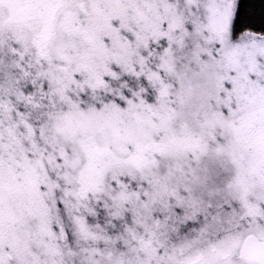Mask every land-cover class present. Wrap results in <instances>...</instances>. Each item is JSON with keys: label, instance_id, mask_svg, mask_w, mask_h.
<instances>
[{"label": "snow or ice", "instance_id": "snow-or-ice-1", "mask_svg": "<svg viewBox=\"0 0 264 264\" xmlns=\"http://www.w3.org/2000/svg\"><path fill=\"white\" fill-rule=\"evenodd\" d=\"M0 264H264V0H0Z\"/></svg>", "mask_w": 264, "mask_h": 264}]
</instances>
